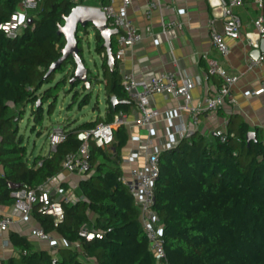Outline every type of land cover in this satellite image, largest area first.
Segmentation results:
<instances>
[{"label": "trees", "instance_id": "obj_1", "mask_svg": "<svg viewBox=\"0 0 264 264\" xmlns=\"http://www.w3.org/2000/svg\"><path fill=\"white\" fill-rule=\"evenodd\" d=\"M21 1L0 0V24L18 10ZM81 4L86 5L85 0H41L35 16H27L31 22L17 37L8 38L0 29L1 204L16 201L10 195L16 188L10 183L34 188L55 177L63 170L64 157L80 148V132L99 122H110L120 110L128 111L130 102H110L112 95L129 99L122 89L116 61L109 69L103 38L92 24L79 25V53L88 69L90 87L103 84L104 115L74 125L64 123V140L45 155H33L28 150L26 131L40 135L47 129L45 119L57 107L60 94L74 90V100L78 96L75 88L81 82L70 83L75 69L71 56L51 73L47 71L65 44L64 36L58 33L64 16ZM90 28L94 50L99 55L104 53L100 56L102 73H94L84 57L83 38L89 36ZM111 41L115 52V35ZM81 88L86 90L85 85ZM88 101L86 94L82 102ZM248 131L243 119L231 115L225 142L217 134H193L159 153L153 210L163 226L167 264H264V131L255 127V138L250 141ZM113 135L111 148L89 141V170L75 189L76 200L62 202L61 222L55 224L52 216L38 211V204L31 207V219L62 237L66 245L51 250L38 248L27 237L11 231L9 239L16 254L1 264H160L142 229L134 195L119 179V159L128 142L125 125L115 126ZM83 224H89L102 237H80Z\"/></svg>", "mask_w": 264, "mask_h": 264}, {"label": "crops", "instance_id": "obj_2", "mask_svg": "<svg viewBox=\"0 0 264 264\" xmlns=\"http://www.w3.org/2000/svg\"><path fill=\"white\" fill-rule=\"evenodd\" d=\"M85 2L96 5L102 0ZM121 3L122 0H113L116 8H119ZM146 4L147 0H131L127 8L128 17L137 26L142 37L137 42H128L123 58L115 60L120 77L124 72H131L140 78L160 71H173L179 83L183 79L193 81L188 105L198 106L205 96L217 93L221 84L220 76L208 72L206 57L215 58L227 73L237 76L231 88L234 102L227 99L217 110L201 113L193 134L210 137L217 130H226L231 115L243 119L251 131H254L255 127L264 131V91L260 88L264 66L248 65V60L257 58L258 55L246 36L249 33L252 40L257 39L258 30L254 21L262 17L264 22V0L261 6L255 0H246L233 8L240 19V36L236 39L226 38L229 52L225 56L220 55L211 44L209 20L212 18V12L207 0H161V5L153 9L149 16L145 15ZM18 10H23L21 4ZM27 16H35L34 10H29ZM168 20L180 22L182 29H164L163 23ZM213 25L221 31L222 20L216 18ZM129 102L125 124L128 142L119 159V166L125 174L128 173L129 167L141 166L147 152L154 146L165 150L166 132H176L183 125L188 128L192 126L190 110L179 108L181 97L175 98L160 93L153 96L152 103L160 112L152 126L155 131L153 134H149L150 132L139 123V114L132 102ZM132 151L138 153L135 160H129ZM83 176L84 174L63 169L48 182L53 187L60 186L64 192L68 189L75 192ZM58 196L60 194L56 193V197ZM25 212L26 206L23 202L15 201L10 205L0 203V216L10 220L7 229L0 230V264L16 254L9 239L11 231L27 237L38 248H53L47 241L39 240L31 234V228L37 225V222L31 219V209L27 219L23 218ZM89 263L93 264L91 261Z\"/></svg>", "mask_w": 264, "mask_h": 264}, {"label": "built area", "instance_id": "obj_3", "mask_svg": "<svg viewBox=\"0 0 264 264\" xmlns=\"http://www.w3.org/2000/svg\"><path fill=\"white\" fill-rule=\"evenodd\" d=\"M212 12V18L209 20L210 37L212 46L225 56L229 52V44L226 38L236 39L240 36V19L234 12L233 8L242 4L246 0H207ZM259 6L262 0H255ZM41 0H22L23 10H16L11 13L8 20L0 24V29L8 38L17 37L28 23L27 12L35 10ZM131 0H122L119 8L113 5V0H105L96 5L106 15L109 26L117 28L116 50L114 59L116 61L123 58L126 53V44L128 42H137L141 39L142 34L137 26L130 20L127 15V8ZM161 5V0H147L145 15L149 16L153 9ZM216 18L222 20V29L218 31L214 28L213 22ZM254 24L258 30V37L252 40L249 33L246 34L250 44L259 50L257 58H250L248 65L264 66V22L262 17H258ZM164 29L177 28L182 29V24L174 20H168L163 23ZM104 53H101V57ZM208 72L217 74L221 77V84L217 93L207 95L203 98L198 106H189L191 95L190 90L194 86L192 80L183 79L181 83L173 71H160L147 77L138 78L131 72H124L121 75V85L128 99L132 102L134 108L139 114V123L150 133L155 131L152 126L159 116V110L153 105L152 99L155 94L171 95L175 98L181 97L182 103L179 108H188L190 110V121L192 126H180L176 132H166L167 142L165 149L171 148L181 138H189L196 130L199 115L203 112L215 111L220 108L228 99L234 102L232 96V85L237 80V76L227 73L225 68L215 59L207 58ZM260 88L264 91V74L260 80ZM253 94L256 92H252ZM126 112L120 110L113 115L110 122H99L95 127L84 130L78 134L82 141L80 148L76 152L68 153L63 161V169L71 173L85 174L90 167L89 160V141L92 140L96 146L111 148L114 141V127L117 125L127 124ZM221 142L227 140L225 129L215 131ZM180 135V136H179ZM64 132L60 126L51 128L48 134L49 151L55 150L58 143L64 140ZM160 147L154 146L147 152L145 160L141 166L129 167L128 173H122L119 177L127 189L134 195L135 203L140 210V220L144 233L149 242L150 250L153 252L156 260L160 264H167L163 248V226L158 221L156 212L153 210L154 187L158 176L159 153ZM138 153L130 152L129 160H135ZM40 164V162H39ZM47 180L34 188L20 187L11 191L10 195L18 202H23L26 206V212L23 218L27 219L29 210L32 205L38 204V211L42 214L50 215L54 218V223L61 222L64 217V208L62 202H74L76 194L72 189L64 192L63 188L53 187ZM56 193L60 196L56 197ZM10 220L5 216H0V230L8 227ZM31 234L37 239L47 241L54 249L58 246L66 245V241L53 233L47 232L39 225L32 226ZM78 234L80 237L90 240L94 237L101 238L100 232L94 231L89 224H83Z\"/></svg>", "mask_w": 264, "mask_h": 264}, {"label": "rangeland", "instance_id": "obj_4", "mask_svg": "<svg viewBox=\"0 0 264 264\" xmlns=\"http://www.w3.org/2000/svg\"><path fill=\"white\" fill-rule=\"evenodd\" d=\"M89 5V4H86ZM89 36L83 38V51L84 57L89 65V68L95 73L101 70V58L100 55L94 50V36L92 28L89 29ZM59 77V75L57 76ZM67 89L70 85L67 84ZM78 96L74 100L72 91L62 92L59 96L57 107L54 109L50 117L45 119L46 130L41 131L38 135L35 131L28 129L26 131V140L28 150L33 155L42 154L45 155L49 152V139L45 137L47 130L56 128L57 126L62 127L64 123L69 122H82L95 118L98 114L104 115L105 110V97L103 85L92 84L90 89L83 90L81 85L76 87ZM89 95V101L87 103L82 102L85 95ZM25 120L21 122L23 124ZM30 128V126H29Z\"/></svg>", "mask_w": 264, "mask_h": 264}, {"label": "water", "instance_id": "obj_5", "mask_svg": "<svg viewBox=\"0 0 264 264\" xmlns=\"http://www.w3.org/2000/svg\"><path fill=\"white\" fill-rule=\"evenodd\" d=\"M28 19V23H30ZM92 24L93 28L96 29L100 36L103 38V47L105 49L107 64L109 69L112 70L115 64L114 52L112 51V36L118 33V29L109 26L107 22L106 15L104 12L92 5H76L71 11L64 16V24L60 25L58 28V33L62 34L65 39V44L61 48V56L51 63L47 74L54 71L66 58L71 56L75 63L74 76L71 78L70 83L74 80L81 82V85H85L86 89L90 88V81L88 80V69L84 64L78 47V41L76 38V33L78 26L85 27L87 24ZM256 54L259 55V50H255ZM110 102L112 105L117 103H128L129 100L119 99L115 95L110 97ZM255 138L254 131L247 132V139L250 141ZM13 188H19L18 184L10 183Z\"/></svg>", "mask_w": 264, "mask_h": 264}]
</instances>
